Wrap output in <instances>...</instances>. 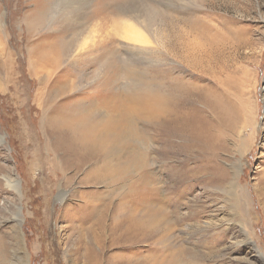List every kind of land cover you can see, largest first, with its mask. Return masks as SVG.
<instances>
[{
  "label": "rangeland",
  "instance_id": "374dc122",
  "mask_svg": "<svg viewBox=\"0 0 264 264\" xmlns=\"http://www.w3.org/2000/svg\"><path fill=\"white\" fill-rule=\"evenodd\" d=\"M217 102L206 146L178 120ZM63 104L116 141L54 148ZM0 168L2 264H264V0H0Z\"/></svg>",
  "mask_w": 264,
  "mask_h": 264
},
{
  "label": "bare ground",
  "instance_id": "6f19581e",
  "mask_svg": "<svg viewBox=\"0 0 264 264\" xmlns=\"http://www.w3.org/2000/svg\"><path fill=\"white\" fill-rule=\"evenodd\" d=\"M231 23V22H230ZM134 31V35H133V39L137 42H142V43H147L148 42L144 39V37L142 36V34L136 29V30H133ZM132 39V38H131ZM211 42H214V38L212 37L211 39ZM138 47V46H136ZM141 91V90H140ZM165 91V90H164ZM153 95H154V92H152ZM142 96V95H141ZM125 99V98H124ZM138 99V98H137ZM154 101V103H149L150 101ZM163 98L161 96H158V95H155V96H152L151 95V98H149V101L147 99H144L142 100V103L146 106H148L149 110L154 112L155 114H159V112L162 111V102ZM213 100V99H211ZM119 101V100H118ZM213 102V101H212ZM127 103L126 100H123L121 99L120 101V104L117 105L119 106L118 109H124L127 111ZM209 103V102H208ZM118 104V103H117ZM213 104V103H212ZM137 105H138V108L140 109V107L142 106L139 102H137ZM228 105V104H227ZM235 105V104H234ZM62 110L58 111L56 113V115L54 116V125L55 127H59L57 132H55L54 130H52L51 133H53L55 136H56V142H55V147L56 149L58 150H64V147H66V149L68 151L67 152V157L70 155V156H73L74 154L77 155V157H81V155H84L85 154V150H88L89 148L88 147H91L95 150H98L101 146L102 148H106L109 144L113 143L116 141V135L113 134V130L117 129V124H116V121H114V124L111 125L108 130L105 129L104 125H107V122L104 123L103 120H100V119H97V120H94L90 123H87L85 124L84 126H80L79 123L77 122V114L74 113L70 116V119H74L75 120V123L74 124H71V121L69 120H66L64 118V115L66 114L65 113V108L64 107V104L63 106L60 105L59 106ZM66 107V106H65ZM129 109H131V111H134L136 108L134 106H131L129 105ZM144 107V106H143ZM210 107V106H209ZM208 107V108H209ZM213 109L215 110V113H216V116H217V123L214 124V122L211 124L210 121H208L209 123H207V121L204 122V120H190L187 122V120L182 117L181 119H179L178 121L182 122L184 124V127L185 129L188 131V133H191L193 135V137L200 143L202 144H209V140H210V131L217 125V124H220V122H222V120L219 118V116H223V118L226 120V118H228L230 115V112L229 110L231 111L232 109H230V107L227 109L224 105H219L218 102L215 103L214 106H212ZM165 109H167L166 107H164ZM195 108V107H194ZM144 109V108H143ZM146 109V108H145ZM196 109V108H195ZM198 109V108H197ZM200 109V108H199ZM198 109V110H199ZM236 109V108H235ZM141 111H143L142 109H140ZM196 110V111H198ZM202 110V109H201ZM209 110V109H208ZM240 110V109H239ZM204 110H202L203 112ZM213 111V110H211ZM210 111V112H211ZM237 111V110H236ZM129 112V111H128ZM189 112V111H188ZM232 112V111H231ZM192 113V112H190ZM189 113V114H190ZM236 113V112H235ZM122 114V112H121ZM193 114V113H192ZM190 114V115H192ZM196 114V113H194ZM198 114V112H197ZM183 115V114H181ZM204 115V114H203ZM215 115V114H214ZM199 116V115H198ZM201 116V115H200ZM192 118V116H190ZM203 117V116H202ZM213 118V117H212ZM230 118V117H229ZM228 118V119H229ZM90 119V118H89ZM232 119V118H231ZM230 119V120H231ZM120 121V120H119ZM177 121V122H178ZM224 122V121H223ZM231 122V121H230ZM228 122V123H230ZM227 124V122H225ZM178 124V123H177ZM224 124V123H223ZM110 125V124H109ZM236 125V124H235ZM234 125V126H235ZM221 126V125H220ZM224 125H222L223 127ZM229 126V124H228ZM121 127V126H119ZM176 127V126H175ZM218 127V126H217ZM230 127V126H229ZM115 128V129H114ZM216 128V127H215ZM227 128V127H226ZM97 129H103L104 131H106V133L104 134L102 132V137L99 138L98 140L95 141V137H96V130ZM184 129V128H183ZM217 130V129H216ZM179 131V129H178ZM218 131H221V130H218ZM117 132V131H116ZM119 132V131H118ZM117 132V133H118ZM111 133L113 134V138H109V136L111 135ZM115 133V132H114ZM121 135V134H120ZM123 135V134H122ZM125 135V134H124ZM126 136V135H125ZM127 137V136H126ZM193 138V139H194ZM119 139V138H118ZM125 139V138H124ZM192 139V138H191ZM194 139V141H195ZM126 141V140H125ZM135 141V140H134ZM119 142V141H118ZM119 143H124L123 142H119ZM136 144H139L140 142H137L135 141ZM117 144V143H116ZM116 144H115V147H116ZM199 144V143H198ZM205 146V145H204ZM215 147V146H214ZM213 147V149H214ZM88 148V149H87ZM92 149V150H93ZM212 150V149H211ZM108 151V150H107ZM215 151V150H214ZM219 151V150H218ZM71 152V153H70ZM96 152V151H95ZM216 152V151H215ZM89 155V154H88ZM212 155H216V154H213ZM66 157V158H67ZM74 157V156H73ZM93 157V156H92ZM71 158V157H70ZM67 160V159H66ZM73 160V159H72ZM76 162V161H75ZM71 163V162H70ZM81 162H79V165H80ZM76 167V166H75ZM1 169V168H0ZM62 169V168H61ZM89 177V176H88ZM97 181V180H96ZM11 183V182H10ZM12 183H17V180L16 181H12ZM11 187H13V185H11ZM133 188L136 189V184L133 186ZM81 194V193H80ZM86 197V196H85ZM83 199V205L81 206L80 209H82L83 213H84V220L82 219L81 222L78 221V227H76L75 229L79 230L81 229V236L79 237V242L77 243L78 246L76 248L77 252L80 253L82 250L83 251V256L84 258H88V259H91L90 260V263L92 260H95L96 259V256L93 255L94 253L92 252V248L90 245H88L89 241H87L90 236L92 235L93 238H95V231H94V227H93V223L96 222L95 220V216H94V206H93V202L87 198ZM81 205V204H80ZM73 209V208H71ZM79 209V210H80ZM19 213V212H17ZM100 214V213H99ZM98 214V220L97 221L98 223H100V225H103L102 223V215H99ZM78 215V213L76 214ZM82 215V213H81ZM136 214H132L131 217H135ZM21 217V214L17 215L15 218H17L18 220L20 219ZM75 216L73 215L72 218H74ZM82 217V216H81ZM79 218V216H78ZM68 219V218H67ZM16 221V220H15ZM92 222V224H91ZM90 223V225H88ZM77 225V222L76 220H71V226L72 228L75 227ZM70 227V226H69ZM138 227V223L136 221H133V222H130V224L124 226L125 229V232H129L131 229L132 230H136ZM74 229V230H75ZM97 229V228H96ZM21 230V229H20ZM19 230V235H23V233ZM73 230V229H72ZM80 232V231H79ZM101 232V231H100ZM78 233V232H77ZM76 233V234H77ZM75 234V233H74ZM75 234V235H76ZM100 234V233H99ZM101 235V234H100ZM60 236V235H59ZM103 238V236L101 237ZM75 239V237H74ZM99 239V238H97ZM70 240V239H69ZM68 240V241H69ZM94 240V239H93ZM2 241V237H0V242ZM91 241V240H90ZM100 241V240H99ZM77 242V241H76ZM102 242V241H101ZM100 242V244H101ZM2 244V243H1ZM69 244V243H68ZM103 245V244H102ZM18 247V246H17ZM101 247V246H100ZM2 248V247H1ZM102 249V248H101ZM72 250V249H71ZM74 251V250H73ZM102 251V250H101ZM1 252V251H0ZM4 252V251H3ZM72 254V253H71ZM4 255V254H3ZM80 255V254H79ZM83 258V259H84ZM98 258V256H97ZM18 260V264H28L26 261H25V258L23 257H20ZM87 261V260H85ZM0 264H2V262H0ZM89 264V263H88Z\"/></svg>",
  "mask_w": 264,
  "mask_h": 264
}]
</instances>
